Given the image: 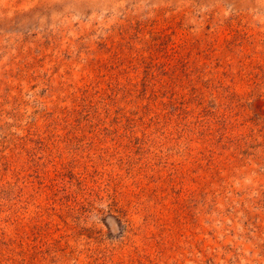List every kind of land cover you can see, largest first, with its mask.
<instances>
[{
  "label": "rangeland",
  "instance_id": "rangeland-1",
  "mask_svg": "<svg viewBox=\"0 0 264 264\" xmlns=\"http://www.w3.org/2000/svg\"><path fill=\"white\" fill-rule=\"evenodd\" d=\"M0 264H264V0H0Z\"/></svg>",
  "mask_w": 264,
  "mask_h": 264
}]
</instances>
